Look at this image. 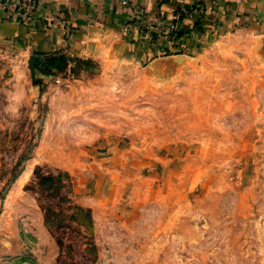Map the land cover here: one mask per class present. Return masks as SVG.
<instances>
[{
    "label": "rangeland",
    "instance_id": "obj_1",
    "mask_svg": "<svg viewBox=\"0 0 264 264\" xmlns=\"http://www.w3.org/2000/svg\"><path fill=\"white\" fill-rule=\"evenodd\" d=\"M193 43L0 51V264H264V38Z\"/></svg>",
    "mask_w": 264,
    "mask_h": 264
},
{
    "label": "crops",
    "instance_id": "obj_2",
    "mask_svg": "<svg viewBox=\"0 0 264 264\" xmlns=\"http://www.w3.org/2000/svg\"><path fill=\"white\" fill-rule=\"evenodd\" d=\"M121 2L35 0V12L28 24L0 9V51L14 48L47 57L82 54L87 48L102 46L114 56L131 54L150 61L174 50L167 30L177 13L181 14L176 46L179 50L190 41L197 44L237 30L264 38V0H130L161 20L155 30L130 34L124 33L123 27L131 22L132 11Z\"/></svg>",
    "mask_w": 264,
    "mask_h": 264
},
{
    "label": "built area",
    "instance_id": "obj_3",
    "mask_svg": "<svg viewBox=\"0 0 264 264\" xmlns=\"http://www.w3.org/2000/svg\"><path fill=\"white\" fill-rule=\"evenodd\" d=\"M123 6L129 7L132 11L131 22L123 27V32L130 34L133 32L142 33L145 29L155 30L157 23L161 22L160 18L149 9L134 5L130 0H122ZM0 9L8 12V16L20 17L25 23H30L35 12V0H10L7 3L0 2ZM181 14L177 13L168 25L167 34L175 48L178 43V24Z\"/></svg>",
    "mask_w": 264,
    "mask_h": 264
}]
</instances>
